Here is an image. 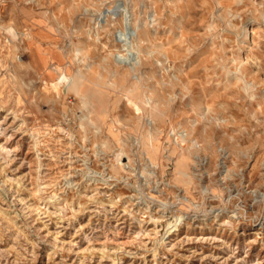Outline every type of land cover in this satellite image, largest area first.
Masks as SVG:
<instances>
[{
    "label": "rangeland",
    "instance_id": "374dc122",
    "mask_svg": "<svg viewBox=\"0 0 264 264\" xmlns=\"http://www.w3.org/2000/svg\"><path fill=\"white\" fill-rule=\"evenodd\" d=\"M0 264H264V0H0Z\"/></svg>",
    "mask_w": 264,
    "mask_h": 264
},
{
    "label": "bare ground",
    "instance_id": "6f19581e",
    "mask_svg": "<svg viewBox=\"0 0 264 264\" xmlns=\"http://www.w3.org/2000/svg\"><path fill=\"white\" fill-rule=\"evenodd\" d=\"M245 24V23H244ZM14 37V36H13ZM27 37V36H26ZM19 58H20V56H19ZM59 79V81L61 80V82H64V83H69V80H68V78H67V76L65 75V74H61L60 75V77L58 78ZM44 185V184H43ZM47 185V184H46ZM48 187V186H47ZM54 191V190H53ZM83 196V195H82ZM178 217V216H177ZM178 222H179V219H177V218H174L173 220H172V225L171 226H173V227H176L177 226V224H178ZM227 222V221H226Z\"/></svg>",
    "mask_w": 264,
    "mask_h": 264
}]
</instances>
